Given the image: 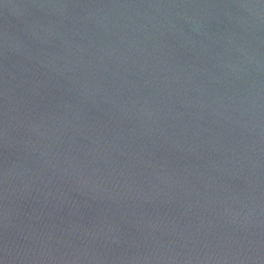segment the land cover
<instances>
[{
	"label": "water",
	"instance_id": "1",
	"mask_svg": "<svg viewBox=\"0 0 264 264\" xmlns=\"http://www.w3.org/2000/svg\"><path fill=\"white\" fill-rule=\"evenodd\" d=\"M0 264H264V0H0Z\"/></svg>",
	"mask_w": 264,
	"mask_h": 264
}]
</instances>
